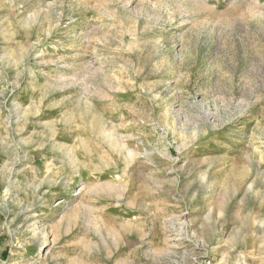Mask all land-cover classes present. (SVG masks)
<instances>
[{
	"label": "rangeland",
	"instance_id": "374dc122",
	"mask_svg": "<svg viewBox=\"0 0 264 264\" xmlns=\"http://www.w3.org/2000/svg\"><path fill=\"white\" fill-rule=\"evenodd\" d=\"M0 264H264V0H0Z\"/></svg>",
	"mask_w": 264,
	"mask_h": 264
}]
</instances>
